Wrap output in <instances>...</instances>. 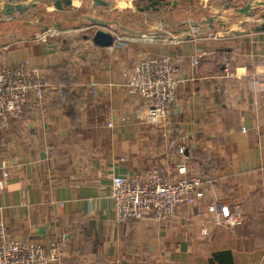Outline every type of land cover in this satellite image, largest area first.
I'll list each match as a JSON object with an SVG mask.
<instances>
[{"label":"crops","instance_id":"obj_1","mask_svg":"<svg viewBox=\"0 0 264 264\" xmlns=\"http://www.w3.org/2000/svg\"><path fill=\"white\" fill-rule=\"evenodd\" d=\"M10 1L0 0V9ZM175 1L153 12L147 1L115 3L114 11L135 5L144 13L143 31L166 38L102 48L92 42V23L78 26L94 32L70 33L64 17L39 34L45 39L17 38L1 47V66L27 62L66 92L65 99L48 93L43 108L29 106L0 138V222L9 238L24 243L49 249L64 239L59 259L48 264H220L217 256L264 264V32L253 29L264 25V8L243 18L224 9L228 0ZM73 8L87 12L85 20L111 21L98 17L110 6L73 0L65 10ZM219 13L224 27L200 24ZM160 55L183 58L181 82L170 123L148 126L136 118L142 104L126 83L140 58ZM181 148L188 173L204 179L207 199L182 205L167 220L148 215L118 223L112 177L162 167L173 181L185 160ZM211 203L240 205L245 223L213 224Z\"/></svg>","mask_w":264,"mask_h":264},{"label":"built area","instance_id":"obj_2","mask_svg":"<svg viewBox=\"0 0 264 264\" xmlns=\"http://www.w3.org/2000/svg\"><path fill=\"white\" fill-rule=\"evenodd\" d=\"M123 42L116 39L114 44ZM182 57L160 55L142 57L128 76L126 88L130 96L142 104L136 118L148 126H167L170 123L177 88ZM199 58L193 59L194 66ZM50 92L62 95L61 88L39 76L26 62L15 66L0 65V138L10 129L14 120L24 116L29 106L43 108ZM123 121V120H122ZM115 127L114 123L109 125ZM185 160L178 163V175L173 181L162 167L148 170L144 175L131 177L113 176L109 198L118 223L140 221L148 215L167 220L174 217L184 205H196L207 199L206 183L188 173L185 149H180ZM8 177V172L3 171ZM208 211L212 222L227 228H237L245 223V215L240 205L228 206L211 203ZM208 235L207 230L202 231ZM61 239L49 249L32 245L7 236L6 228L0 222V264H48L59 259Z\"/></svg>","mask_w":264,"mask_h":264},{"label":"rangeland","instance_id":"obj_3","mask_svg":"<svg viewBox=\"0 0 264 264\" xmlns=\"http://www.w3.org/2000/svg\"><path fill=\"white\" fill-rule=\"evenodd\" d=\"M30 2L35 3L36 1L30 0ZM115 3H116V0H112L110 4V10H108L106 13L100 14V16L98 17L105 18L113 22H117L120 25L127 27L129 29H132V30L135 29L137 31L144 32L143 29L146 28V25L144 23L145 22L144 13L139 11L140 9L138 10L135 5H129V4L125 6L122 5L120 6V9H118L117 11H114L115 10L114 8L117 6V4L115 5ZM148 9H149L148 11H151V9L153 11H157L155 9V6H152L151 4H149ZM54 10L56 9H53L50 3H45V4L37 3L36 7L29 8L27 11H24L23 14L16 12L10 17H5V16L0 17V50H2L1 48L2 46L4 48V45H6L7 43H11L17 38L19 39H23V38L25 39H35V38L45 39L47 38L46 36L42 37V35H39V34L48 33L50 32V30H53L57 23H60V24L62 23V19L64 17L67 19L69 18L71 20L70 21L71 26L70 24H68V26L66 25V27L70 26L69 28L71 29L70 33L76 30L80 31L79 33L81 34L95 31V29L93 28L92 29L87 28V27L85 28L84 26L80 28V26H78L82 24H87V20L84 19V17L87 16L86 14H88L87 12H81V9L77 11L75 10V8H73V9L65 10L64 12H68V13H66L65 16H61L57 14ZM205 12L207 13L208 10H205ZM148 18L149 17H147V19ZM74 19H78L77 25L75 21H72ZM77 26L80 29L77 28ZM111 30L115 31L114 35L116 39L118 40L121 39L123 41L125 39H130V37L126 36L114 25L112 26ZM58 242L59 240L57 241V243ZM61 247H63V245ZM61 247H60V250H61Z\"/></svg>","mask_w":264,"mask_h":264},{"label":"water","instance_id":"obj_4","mask_svg":"<svg viewBox=\"0 0 264 264\" xmlns=\"http://www.w3.org/2000/svg\"><path fill=\"white\" fill-rule=\"evenodd\" d=\"M34 2H30V0H11L10 2L4 4V6L0 9V17H10L14 13L23 14L24 11H27L29 8L36 7L37 3L45 4V3H52L54 8L58 12H64L65 8L72 7L73 0H34ZM93 2L94 7L104 6L108 8L110 5L103 0H91ZM147 1L152 6H170L176 7L178 2L172 3V0H142ZM234 0H228L224 9L229 10L230 8L234 11L235 14L243 17V18H252L258 14L260 10L264 8V1H254V0H245L244 5L235 4ZM222 13L216 14L214 16H207L205 17L200 24L208 25L212 31H215V27L213 23L216 21H220V26L224 27L225 24L221 22ZM264 19V15L261 16ZM92 26H95L96 32L92 37V42L102 48H110L114 45L116 41V37L112 29V26H116L122 33L126 34L130 38H139L142 40H150L153 38H166L168 34H152L148 32H139L127 27L120 25L117 22L113 21H106L97 17L88 16L86 17ZM195 28L198 26H194ZM57 29H60L59 26H56ZM92 29V28H91ZM256 32H264V25L257 27L254 29Z\"/></svg>","mask_w":264,"mask_h":264},{"label":"trees","instance_id":"obj_5","mask_svg":"<svg viewBox=\"0 0 264 264\" xmlns=\"http://www.w3.org/2000/svg\"><path fill=\"white\" fill-rule=\"evenodd\" d=\"M62 92H63V94L62 95H60V98L61 99H65L66 98V92H64L63 90H62ZM0 141H1V139H0ZM202 179V178H201ZM203 181H204V179H202ZM206 181V180H205ZM217 259H219V263L220 264H230L231 263V259H229L228 257H222V258H220L219 256H217Z\"/></svg>","mask_w":264,"mask_h":264}]
</instances>
